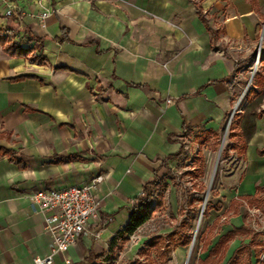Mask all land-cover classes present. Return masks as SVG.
Listing matches in <instances>:
<instances>
[{
    "label": "crops",
    "instance_id": "obj_1",
    "mask_svg": "<svg viewBox=\"0 0 264 264\" xmlns=\"http://www.w3.org/2000/svg\"><path fill=\"white\" fill-rule=\"evenodd\" d=\"M10 2L0 0V29L28 53L8 56L0 46V147L11 153L0 157V264L49 253L42 218L30 207L33 192L99 177L98 218L52 261L87 264L125 224L141 186L178 161L169 158L190 135L199 145L218 137L234 67L223 49L251 41L264 0H14L18 11L5 17ZM262 117L240 155L228 150L243 173L231 191L214 192L225 208L214 231L225 212L240 224L224 233L246 226L243 207H254L247 198L264 196ZM236 238L222 264L241 245L227 255ZM263 253L250 248V264H264Z\"/></svg>",
    "mask_w": 264,
    "mask_h": 264
},
{
    "label": "rangeland",
    "instance_id": "obj_2",
    "mask_svg": "<svg viewBox=\"0 0 264 264\" xmlns=\"http://www.w3.org/2000/svg\"><path fill=\"white\" fill-rule=\"evenodd\" d=\"M224 48L223 53L227 52V55H230L234 67L229 80L231 106L229 112L223 116L217 133L218 137L215 140L207 138L202 145L198 144V141L202 140L201 138L193 135L187 138L183 153L168 170L167 176L171 180L164 192L162 207L153 213L151 218L141 225L126 242L122 243L115 252L113 264H149L150 261L153 264L160 262L164 264H197V260L204 258L205 253H201L197 240L205 227L209 226L225 209L223 208L216 214L210 211L207 218L202 217L205 204L209 199V192L212 190L219 194L222 190L231 191L236 177L243 173V163L235 158L234 153L230 152L223 161H220L222 149L218 153L220 142H223L224 136H227L226 125L230 113L233 110V113H238L243 108L245 96L250 89L260 98L257 110L264 113V13L254 26V36L250 42ZM248 82L249 85L246 89ZM253 83L257 87L252 89L251 84ZM242 95V101L235 109V105ZM257 126L258 130L264 132V116L257 121ZM226 143L225 138L222 148ZM159 173H165V171L161 170ZM209 182V191L204 207L201 209L202 202L196 204L192 201L198 197L203 201ZM154 188L156 187H152V192ZM256 199L252 204L254 207L249 209L243 207L241 216H244L243 223L248 231L245 236H239L230 243L227 255L232 248L249 241L250 248L256 254L259 250H264V196L260 195ZM216 200H220L218 195L211 199L212 204ZM190 202L192 203L190 204ZM232 216L231 212L222 214L218 229L212 232L211 242H214L216 237L224 233L231 225L240 224L238 217ZM187 235L190 236L189 245L180 246V242ZM149 240L155 244L154 249L148 250L145 247ZM156 252L162 253L163 256L158 258ZM167 252H170L169 256ZM243 255L241 253L240 261L243 260Z\"/></svg>",
    "mask_w": 264,
    "mask_h": 264
},
{
    "label": "trees",
    "instance_id": "obj_3",
    "mask_svg": "<svg viewBox=\"0 0 264 264\" xmlns=\"http://www.w3.org/2000/svg\"><path fill=\"white\" fill-rule=\"evenodd\" d=\"M196 15L200 23L204 26L205 31L209 35L210 39L216 38L217 33L209 29L207 22L203 18L198 7L196 8ZM0 46L2 51L8 56L21 57L26 55L27 49L20 47V42L12 44L9 42L8 38L4 35V31L0 29ZM264 61V56H263ZM26 77L15 78L14 81L22 80ZM252 89L257 87L256 84H251ZM260 103V98L253 91L249 90L245 96V105L239 113H235L232 116L231 122L228 127V140L229 144L226 145L221 152L220 160H225L228 157V150L231 149L236 152V155H240L243 152L247 141L253 134L255 126L253 123L254 119H258L264 116V113L257 110ZM183 152L182 147L179 148V152L174 154L171 158L173 160H178ZM259 155H264V148L257 152ZM10 151H7L0 147V157L10 156ZM167 168H164L165 173L154 172L151 180L145 182L140 189V196L135 201L136 203L129 209L127 214V219L125 224L109 239L104 252L97 256H92L87 264H113L112 260L115 257V252L120 248L122 243L126 242L128 238L148 219L151 218L153 213L162 207L163 195L168 187V182L171 178L168 175ZM152 187L154 191L152 192ZM216 196V194L211 190L209 192V199L207 200L204 210L202 212V217L207 218L209 211L219 212L221 209V203L214 202L212 204L211 199ZM248 199V205L252 206L254 200ZM256 201V200H255ZM192 202L200 204L202 202L201 198H196ZM190 202V204L192 203ZM217 220L204 229L200 234L197 243L200 248L201 253H205V257L198 260V264H222L225 252L227 250L228 243L238 236H245L248 229L246 226L242 225L239 227H232L229 231L224 233L222 236L218 237L214 244H211V239L213 238L212 232L216 229ZM190 236L187 235L180 246L186 247L189 245ZM145 247L150 250L155 248V244L152 241H148ZM171 252V251H170ZM167 252V255H170ZM243 253V260L240 261L239 257ZM156 256L162 257V253L156 252ZM250 241L247 244H241L237 249H235L230 256V258L223 264H250ZM149 264H153L150 261ZM156 264H164L163 262Z\"/></svg>",
    "mask_w": 264,
    "mask_h": 264
},
{
    "label": "built area",
    "instance_id": "obj_4",
    "mask_svg": "<svg viewBox=\"0 0 264 264\" xmlns=\"http://www.w3.org/2000/svg\"><path fill=\"white\" fill-rule=\"evenodd\" d=\"M13 1L7 3L3 13L5 17H11L18 11ZM46 16V13L41 14L42 19ZM99 181L97 177L82 186L40 189L29 196L30 207L41 216L44 232L50 239L49 253L33 258L30 264H52L53 257H63L86 232L88 223L98 218L99 203L93 196V190ZM64 263L69 264V261L64 259Z\"/></svg>",
    "mask_w": 264,
    "mask_h": 264
},
{
    "label": "water",
    "instance_id": "obj_5",
    "mask_svg": "<svg viewBox=\"0 0 264 264\" xmlns=\"http://www.w3.org/2000/svg\"><path fill=\"white\" fill-rule=\"evenodd\" d=\"M252 74H253V72L251 73L250 78H251ZM249 80H250V79H249ZM247 85H249V82H248ZM246 87H247V86H246ZM232 115H233V111L230 113V116H229V119H228L227 126H228V124H229V122H230V120H231ZM220 150H221V145H220V147H219V152H218V153H220ZM209 185H210V182L208 183V186H207V189H206V192H205V196H204V199H203V201H202L201 209H203V207H204V204H205V198H206V196H207V194H208V191H209Z\"/></svg>",
    "mask_w": 264,
    "mask_h": 264
},
{
    "label": "bare ground",
    "instance_id": "obj_6",
    "mask_svg": "<svg viewBox=\"0 0 264 264\" xmlns=\"http://www.w3.org/2000/svg\"><path fill=\"white\" fill-rule=\"evenodd\" d=\"M247 87H248V85H247ZM247 87H246V89H247ZM245 92H246V90L243 92V95L245 94ZM243 95L239 98V100L237 101V103H236V105H235V109L239 106V104L241 103V101H242V98H243ZM234 111V110H233ZM223 141H224V138H223ZM223 143V142H222Z\"/></svg>",
    "mask_w": 264,
    "mask_h": 264
}]
</instances>
